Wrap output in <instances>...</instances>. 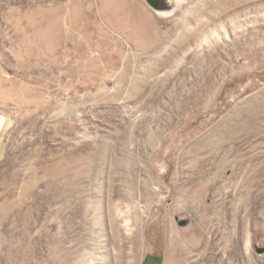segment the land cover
<instances>
[{
    "label": "rangeland",
    "instance_id": "rangeland-1",
    "mask_svg": "<svg viewBox=\"0 0 264 264\" xmlns=\"http://www.w3.org/2000/svg\"><path fill=\"white\" fill-rule=\"evenodd\" d=\"M0 119V264H264V0H0Z\"/></svg>",
    "mask_w": 264,
    "mask_h": 264
},
{
    "label": "water",
    "instance_id": "water-1",
    "mask_svg": "<svg viewBox=\"0 0 264 264\" xmlns=\"http://www.w3.org/2000/svg\"><path fill=\"white\" fill-rule=\"evenodd\" d=\"M146 2L153 9H158L160 7L161 0H146ZM178 224L179 226L183 227L186 225V221H178ZM257 253L258 254L264 253V248L258 249ZM143 264H162V258L156 256H149L144 260Z\"/></svg>",
    "mask_w": 264,
    "mask_h": 264
},
{
    "label": "bare ground",
    "instance_id": "bare-ground-1",
    "mask_svg": "<svg viewBox=\"0 0 264 264\" xmlns=\"http://www.w3.org/2000/svg\"><path fill=\"white\" fill-rule=\"evenodd\" d=\"M156 14H158V15H163V14H165V12H163V11H158V10H156ZM149 43L148 44H150V45H152V44H154V41L153 40H150V41H148ZM144 45V44H143ZM153 70V69H152ZM152 70H150V71H152ZM156 70V69H155ZM154 70V71H155ZM149 74V73H148ZM2 122H3V119H0V126L2 125Z\"/></svg>",
    "mask_w": 264,
    "mask_h": 264
}]
</instances>
